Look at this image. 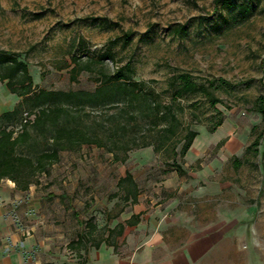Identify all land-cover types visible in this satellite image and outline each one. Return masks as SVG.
I'll use <instances>...</instances> for the list:
<instances>
[{"label": "rangeland", "instance_id": "obj_1", "mask_svg": "<svg viewBox=\"0 0 264 264\" xmlns=\"http://www.w3.org/2000/svg\"><path fill=\"white\" fill-rule=\"evenodd\" d=\"M233 1L223 7L214 0H0V50L25 61L36 86L93 89L96 72L82 70L70 80L71 60L107 50L112 54L107 68L130 64L132 78L144 80L163 101L170 100L168 83L178 72L211 81L221 100L211 106L199 93L180 98L183 125L197 131L184 156L175 157L186 171L182 175L170 165V149L139 147L122 163L94 145L82 146L72 159L62 152L60 163L32 188L34 201L45 198L39 210L60 227L62 247L71 237L66 233L75 234L90 215L101 225L121 208L128 212L132 204L110 198L117 178L128 170L145 205L181 200L202 223L216 218L218 209L219 225L240 233L231 240L235 253L231 249L225 258L222 249L223 264H264V126L251 110L264 95V0ZM242 2L251 7L246 14ZM181 23L187 33L177 37L171 29ZM17 100L0 81V111ZM215 108L224 117L210 132ZM57 197L54 206L46 204ZM66 247L60 264L77 260Z\"/></svg>", "mask_w": 264, "mask_h": 264}, {"label": "trees", "instance_id": "obj_2", "mask_svg": "<svg viewBox=\"0 0 264 264\" xmlns=\"http://www.w3.org/2000/svg\"><path fill=\"white\" fill-rule=\"evenodd\" d=\"M214 2H220L223 7L235 5L233 0ZM239 7L245 14L251 9L245 2ZM171 32L181 37L187 33V25H174ZM128 34L125 32L124 36ZM106 59L112 60L107 50L84 61L71 60L70 80H75L82 70L96 72L93 89L45 88L33 84L27 63L16 53L0 50V81L18 97L11 108L0 112V181L8 179L22 191L37 187L41 176L50 175L62 152H77L84 145L103 149L110 153L113 162L120 163L131 150L139 147L151 146L155 152L170 149V165L177 174L186 173L175 157L184 156L197 131L183 125L179 116L183 106L179 101L183 96L199 93L214 106L221 100L209 87L213 83L195 81L186 72L174 73L168 83L172 88L170 100L163 101L160 92L144 80L132 78L130 64L109 69ZM251 110L260 114L264 126V95L256 98ZM214 113L217 118L207 126L210 132L224 117L219 109L215 108ZM177 144H180L178 149ZM256 144L257 139L251 143ZM113 197L125 203L137 202V183L128 170L117 178L116 189L110 195ZM138 217V213H133L113 227L107 222L98 226L92 215L87 217L81 229L67 242V248L77 259L73 264H84L82 252L89 246L98 247L104 242L115 248L124 227L135 224Z\"/></svg>", "mask_w": 264, "mask_h": 264}, {"label": "crops", "instance_id": "obj_3", "mask_svg": "<svg viewBox=\"0 0 264 264\" xmlns=\"http://www.w3.org/2000/svg\"><path fill=\"white\" fill-rule=\"evenodd\" d=\"M66 153L70 159L74 158L73 152ZM32 188L37 189L30 186L22 191L8 179L0 181V264H60L62 250L76 234L66 233L71 237L62 247L60 227L52 223L54 219L50 220L44 209L39 210L45 198L39 196L34 201ZM63 196V193L59 194L60 198ZM57 199L46 204L54 206ZM164 203L145 205L138 198L128 212L123 209L119 214L106 217L101 225L107 222L109 227H113L131 214H139L135 224L124 227L115 248L104 242L98 247H87L82 252L84 264H223L222 249L225 258L230 255L231 249L235 253L237 247L231 240L237 239L240 233H233L229 227L219 225L221 217L218 209L216 218L209 217L202 223L188 213L181 200ZM30 209L33 215L28 217ZM22 214H27V220ZM33 228L36 231L29 233V229Z\"/></svg>", "mask_w": 264, "mask_h": 264}]
</instances>
